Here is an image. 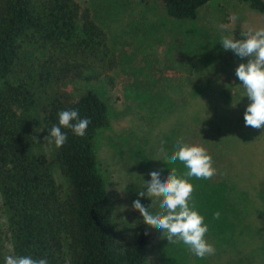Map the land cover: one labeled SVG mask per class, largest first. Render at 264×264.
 <instances>
[{"label":"rangeland","instance_id":"obj_1","mask_svg":"<svg viewBox=\"0 0 264 264\" xmlns=\"http://www.w3.org/2000/svg\"><path fill=\"white\" fill-rule=\"evenodd\" d=\"M75 1L103 27L118 64L98 80H75L63 90L92 89L107 105L109 126L95 137L97 167L107 191H117L121 199L114 217L127 244L143 227L149 235L144 264H264V129L244 122L251 101L235 69L249 58L224 50L220 42L222 36L242 39V32L264 27L263 15L238 0H210L187 21L168 16L157 0ZM44 102L33 109L39 143L32 151L51 162L64 196L66 180L45 139ZM179 137L211 154L217 168L211 180L184 177L182 163L164 161L177 147L168 145ZM171 167L193 184L194 206L205 217L215 255L201 259L182 242L168 243L133 209L139 199L146 208L151 205L150 212L161 211L159 199L138 192L146 191L151 171H161L163 178ZM0 249L5 264V257L14 254L1 193Z\"/></svg>","mask_w":264,"mask_h":264},{"label":"trees","instance_id":"obj_2","mask_svg":"<svg viewBox=\"0 0 264 264\" xmlns=\"http://www.w3.org/2000/svg\"><path fill=\"white\" fill-rule=\"evenodd\" d=\"M157 1L168 16L187 21L210 0ZM238 1L264 17V0ZM117 64L105 30L75 0H0V193L14 256L48 264H144L149 235L141 227L127 244L114 217L121 199L107 191L97 167L95 137L109 126L107 105L92 89L63 90L68 82L98 80ZM44 99L48 135L63 110L91 121L84 137L62 128L61 148L49 137L66 180L64 196L51 162L32 151L39 143L33 109ZM175 146L176 140L168 145Z\"/></svg>","mask_w":264,"mask_h":264},{"label":"clouds","instance_id":"obj_3","mask_svg":"<svg viewBox=\"0 0 264 264\" xmlns=\"http://www.w3.org/2000/svg\"><path fill=\"white\" fill-rule=\"evenodd\" d=\"M241 36L242 39L222 36L220 42L224 50H232L240 58H249L247 63L242 62L235 69L244 96L251 101L244 112V122L246 127L264 129V27L249 29ZM58 118L59 124L52 126L50 134L45 137L46 140L52 138L57 148L67 142V133L62 128L84 137L91 122L88 118H80L78 110L60 111ZM176 145V149L164 160L167 165H175L177 161L182 163L187 169L184 177L211 180L217 174L213 158L205 147L187 144L182 137L177 138ZM149 176L151 179L145 181L146 191H139L138 196L150 197L152 201L153 198L159 199L161 211L152 213L149 211L151 205L146 208L139 199L134 200L132 207L139 211L143 222L160 230L168 243L182 242L201 259L215 255L216 248L206 239L209 227L205 217L194 206L193 184L179 176L175 167L170 168L166 177L162 178L161 171H151ZM220 215L217 211L214 218L219 219ZM5 264H48V261L46 258L8 255Z\"/></svg>","mask_w":264,"mask_h":264}]
</instances>
